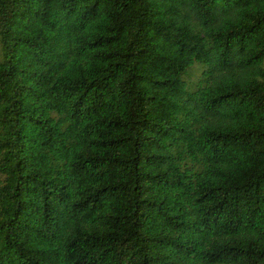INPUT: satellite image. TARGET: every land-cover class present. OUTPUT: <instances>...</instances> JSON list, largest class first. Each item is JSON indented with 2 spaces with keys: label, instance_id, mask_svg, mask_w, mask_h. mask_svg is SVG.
I'll return each mask as SVG.
<instances>
[{
  "label": "trees",
  "instance_id": "trees-1",
  "mask_svg": "<svg viewBox=\"0 0 264 264\" xmlns=\"http://www.w3.org/2000/svg\"><path fill=\"white\" fill-rule=\"evenodd\" d=\"M0 46V264H264V0H0Z\"/></svg>",
  "mask_w": 264,
  "mask_h": 264
},
{
  "label": "rangeland",
  "instance_id": "rangeland-1",
  "mask_svg": "<svg viewBox=\"0 0 264 264\" xmlns=\"http://www.w3.org/2000/svg\"><path fill=\"white\" fill-rule=\"evenodd\" d=\"M4 54L5 51H3V49L0 46V62H2L4 60ZM195 73L193 72H189L188 74H186L183 79L188 83V85L190 86L192 83H194L195 81Z\"/></svg>",
  "mask_w": 264,
  "mask_h": 264
}]
</instances>
